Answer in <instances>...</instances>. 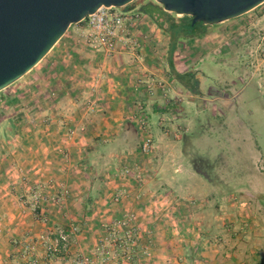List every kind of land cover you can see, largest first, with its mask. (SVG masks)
Here are the masks:
<instances>
[{
    "label": "rangeland",
    "instance_id": "rangeland-1",
    "mask_svg": "<svg viewBox=\"0 0 264 264\" xmlns=\"http://www.w3.org/2000/svg\"><path fill=\"white\" fill-rule=\"evenodd\" d=\"M148 3L120 8L140 51L71 25L0 92V264H264V2L179 40L172 70Z\"/></svg>",
    "mask_w": 264,
    "mask_h": 264
},
{
    "label": "water",
    "instance_id": "water-1",
    "mask_svg": "<svg viewBox=\"0 0 264 264\" xmlns=\"http://www.w3.org/2000/svg\"><path fill=\"white\" fill-rule=\"evenodd\" d=\"M134 0H0V92L33 69L76 25L99 8ZM164 12L215 25L238 18L264 0H154Z\"/></svg>",
    "mask_w": 264,
    "mask_h": 264
},
{
    "label": "built area",
    "instance_id": "built-area-1",
    "mask_svg": "<svg viewBox=\"0 0 264 264\" xmlns=\"http://www.w3.org/2000/svg\"><path fill=\"white\" fill-rule=\"evenodd\" d=\"M141 15L133 9L101 7L78 24H81V29L89 34L90 46L111 56L121 50L131 52L141 50L142 40L136 35L141 25ZM149 142V139L145 141L142 145L143 150H146ZM69 236L67 231L58 229L52 241V251H66L70 242ZM76 264L89 263L85 258Z\"/></svg>",
    "mask_w": 264,
    "mask_h": 264
},
{
    "label": "trees",
    "instance_id": "trees-1",
    "mask_svg": "<svg viewBox=\"0 0 264 264\" xmlns=\"http://www.w3.org/2000/svg\"><path fill=\"white\" fill-rule=\"evenodd\" d=\"M128 6H126L127 8ZM159 7H155L148 3L141 8V12L146 14L155 24L161 29L169 38V66L173 69L171 62V56L175 49L176 43L181 39L186 38H199L203 36L208 28V26L202 23L191 24V18L187 16H181L175 19V15L166 13L160 10ZM161 20V21H159ZM165 24V27H163ZM186 80L185 88L190 91H195L196 83L194 82L193 76L190 73H185L183 75H176V81L181 82L182 79ZM167 109H164V111Z\"/></svg>",
    "mask_w": 264,
    "mask_h": 264
},
{
    "label": "crops",
    "instance_id": "crops-1",
    "mask_svg": "<svg viewBox=\"0 0 264 264\" xmlns=\"http://www.w3.org/2000/svg\"><path fill=\"white\" fill-rule=\"evenodd\" d=\"M10 217H12V216H10ZM9 230V229H8ZM56 262H58V261H55V264H56ZM60 262V261H59ZM60 263H62V262H60ZM49 264H51V263H49ZM64 264H66L65 262H64Z\"/></svg>",
    "mask_w": 264,
    "mask_h": 264
}]
</instances>
